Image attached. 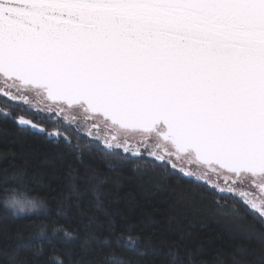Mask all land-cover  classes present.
Returning <instances> with one entry per match:
<instances>
[{
  "label": "snow or ice",
  "instance_id": "6c2138e0",
  "mask_svg": "<svg viewBox=\"0 0 264 264\" xmlns=\"http://www.w3.org/2000/svg\"><path fill=\"white\" fill-rule=\"evenodd\" d=\"M0 118L69 145V129L87 130L109 160L148 157L200 184L264 264V230L242 215L264 226V0H0ZM102 183L88 185L98 204ZM2 196L37 207L23 185ZM114 232L99 243L107 264H125Z\"/></svg>",
  "mask_w": 264,
  "mask_h": 264
},
{
  "label": "trees",
  "instance_id": "16d2710c",
  "mask_svg": "<svg viewBox=\"0 0 264 264\" xmlns=\"http://www.w3.org/2000/svg\"><path fill=\"white\" fill-rule=\"evenodd\" d=\"M65 135L72 145L0 118V197L5 187L23 185L30 196L47 200L46 210L25 214L0 202V264H55L53 253L64 264H107L110 249L99 242L113 222L111 247L125 264H188L189 254L196 264H257L259 242L244 238L230 216L217 212V197L205 187L166 172L148 157L109 160L106 146L86 130L69 129ZM93 176L103 181L99 204L88 187ZM242 215L264 230L252 215L243 210ZM53 221L74 238L53 235ZM42 225L48 228L39 236ZM119 232L139 236L138 243H117Z\"/></svg>",
  "mask_w": 264,
  "mask_h": 264
},
{
  "label": "clouds",
  "instance_id": "9594fccd",
  "mask_svg": "<svg viewBox=\"0 0 264 264\" xmlns=\"http://www.w3.org/2000/svg\"><path fill=\"white\" fill-rule=\"evenodd\" d=\"M31 197L35 200V202L37 204V207H35V208H24V209L12 208L8 203V196L0 197V202H2L4 204V206L7 207L8 209H10L14 214H25V213L38 212V211L46 210L47 200L45 197H42L39 195H35V196H31Z\"/></svg>",
  "mask_w": 264,
  "mask_h": 264
},
{
  "label": "flooded vegetation",
  "instance_id": "af4514ba",
  "mask_svg": "<svg viewBox=\"0 0 264 264\" xmlns=\"http://www.w3.org/2000/svg\"><path fill=\"white\" fill-rule=\"evenodd\" d=\"M87 131V130H86ZM129 143L130 144H134L135 143V141H129ZM141 150H143V149H141Z\"/></svg>",
  "mask_w": 264,
  "mask_h": 264
}]
</instances>
